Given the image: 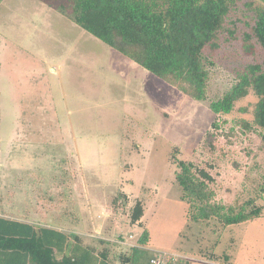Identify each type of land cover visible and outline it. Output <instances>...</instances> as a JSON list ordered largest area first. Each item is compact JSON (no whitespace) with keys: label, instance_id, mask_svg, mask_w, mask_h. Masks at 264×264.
<instances>
[{"label":"rangeland","instance_id":"374dc122","mask_svg":"<svg viewBox=\"0 0 264 264\" xmlns=\"http://www.w3.org/2000/svg\"><path fill=\"white\" fill-rule=\"evenodd\" d=\"M247 1L228 13L217 47L203 51L211 62L209 98L247 65L264 61L262 48L246 38L253 24ZM256 100L250 91L235 102L211 152L203 144L214 118L207 102L157 78L46 2L0 0V213L19 216L32 201L41 202L39 209L54 202L57 216L72 210L69 232L87 243L120 239L128 247L145 228L152 255L165 253L173 264H264V144L257 133H236L237 119L251 122ZM173 157L213 176L216 201L253 199L259 216L227 226L187 218ZM118 189L142 200V227L128 225L126 214L114 216ZM118 232L124 238H114Z\"/></svg>","mask_w":264,"mask_h":264},{"label":"trees","instance_id":"16d2710c","mask_svg":"<svg viewBox=\"0 0 264 264\" xmlns=\"http://www.w3.org/2000/svg\"><path fill=\"white\" fill-rule=\"evenodd\" d=\"M39 1L186 96L207 102L214 118L204 133L203 144L211 152L221 126L228 122L225 116L232 112L236 101L252 91L257 96L252 120L237 119L236 133H257L264 144L259 131L264 129V61L238 72L219 97L208 96L211 62L203 51L217 47V36L228 13L241 0H63L55 5L51 0ZM245 3L253 15L252 30L246 38L252 37L264 51V6L252 0ZM172 163L179 197L187 205L186 216L190 220L216 219L227 226L259 216L253 199L243 203L216 201L211 187L214 178L206 169L175 157ZM110 206L115 217L126 214L128 225L142 227L144 209L140 198L130 199L118 189ZM65 210V217H60L69 221L72 210ZM113 237L123 236L118 232ZM96 241L87 243L80 234L0 213V264H153L145 228L133 246H121L105 238ZM173 262L172 257L165 264Z\"/></svg>","mask_w":264,"mask_h":264},{"label":"crops","instance_id":"0c3cea01","mask_svg":"<svg viewBox=\"0 0 264 264\" xmlns=\"http://www.w3.org/2000/svg\"><path fill=\"white\" fill-rule=\"evenodd\" d=\"M253 2L255 4H257L255 1H253ZM4 204L5 203H3V205ZM69 204H68L69 206L72 205V202L70 200H69ZM25 205H26V203H25ZM30 205L32 207L33 206L34 207L31 208V209L30 208L29 209L28 208L25 209V207L19 209L20 212H21L19 216H8L6 214H8L9 212L8 211H5L3 209H2V212L1 213H3L7 217H11V218H14V219H19V220H24V221H27V222H33L35 224H38V223L34 219H36V220H42L43 222L46 221V220H50V221H53V225H49V224L48 225H46V224H40V225H42V226L55 227V228H58V229H63V230H66L67 232H69V230L71 228L70 226H72L71 224H75V223H70L69 221H66V220L62 219V217H60V216H57L58 214H56V212L58 213V211H54V209L56 208V206H55L54 203L51 204V205H47L46 204L47 207H48V209H47V207L46 208H43V209H39L38 208V205H41V202L38 201V200H37V202L36 201H32L30 203ZM49 206H50V208H49ZM49 209H51V210H49ZM70 233H74V231L71 230ZM87 235L90 236L89 234H87ZM85 242H86V240H85Z\"/></svg>","mask_w":264,"mask_h":264},{"label":"built area","instance_id":"2783aa9c","mask_svg":"<svg viewBox=\"0 0 264 264\" xmlns=\"http://www.w3.org/2000/svg\"><path fill=\"white\" fill-rule=\"evenodd\" d=\"M115 242L120 243V244H126L125 240H115ZM128 246H133V244H129ZM165 256H167L165 253H156L154 256L151 258V263L153 264H164L165 261ZM168 259V258H167Z\"/></svg>","mask_w":264,"mask_h":264}]
</instances>
